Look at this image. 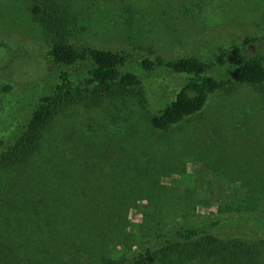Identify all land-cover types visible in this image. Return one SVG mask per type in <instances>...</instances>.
<instances>
[{"label":"rangeland","instance_id":"rangeland-1","mask_svg":"<svg viewBox=\"0 0 264 264\" xmlns=\"http://www.w3.org/2000/svg\"><path fill=\"white\" fill-rule=\"evenodd\" d=\"M37 2L59 17L75 47L124 50L135 61L157 55L164 59L193 55L209 60L221 48L241 49L244 37L253 36L252 53L264 57V0ZM31 3L0 0V42L11 48L13 58L8 66L0 65V83L21 82L23 90L47 78L50 46L41 21L30 13ZM158 73L146 77L139 95L92 93V86L83 78H72L73 84L81 82L78 86L89 90L82 93L93 102L89 106L63 105L43 130L34 158L0 177V244L9 229L5 216L14 222L13 229L20 231L4 239L22 243L34 238L42 222L37 207L13 205L7 209L1 198L5 194L16 196L18 204L28 198L39 200L52 193L54 180L62 191L94 190L90 209L116 219V227L94 245L97 261L105 252L112 257L132 253L153 231H164L181 220L241 215L264 208L261 92L250 84L233 83L209 94L197 113L159 131L151 126L149 116L164 101L173 99L190 76ZM0 113L2 118L7 114L21 119L19 110H7L1 95ZM20 122L16 124L20 126ZM21 132L19 127L13 140ZM67 171L72 176L66 177ZM104 184L114 185L116 191L112 195L103 192L99 185ZM222 233L240 235L233 228ZM260 248L264 258V244ZM31 251L18 255V260ZM11 254L17 255L15 251ZM69 254L64 252L63 258L69 259ZM73 254L83 263L89 260L82 246Z\"/></svg>","mask_w":264,"mask_h":264},{"label":"trees","instance_id":"trees-1","mask_svg":"<svg viewBox=\"0 0 264 264\" xmlns=\"http://www.w3.org/2000/svg\"><path fill=\"white\" fill-rule=\"evenodd\" d=\"M30 13L41 21L46 38L50 40L46 54L47 78H42L29 90H23L21 82L0 83L1 100L7 110L12 107L21 114L19 120L7 114L2 118L0 113V125L4 127L0 128V177L7 170L34 158L41 145L43 130L63 105H91L93 100L83 95V91L93 90L92 93L104 92L113 96L139 95L146 77L151 74H188L190 78L178 89L175 97L164 101L149 116L151 126L159 131H166L197 113L209 94L224 90L233 83L250 84L264 96V57L252 53L256 43L253 36L244 37L241 49L221 48L209 60H200L193 55L175 59L157 55L153 59L142 57L135 61L124 50L90 45L75 47L68 41L69 31L63 28L59 17L37 0H32ZM10 50L0 42V65L8 66L13 60ZM75 76L80 77L79 80L83 78L92 88H81L78 86L81 82L73 84ZM17 121H21L20 126ZM18 126L22 132L13 140ZM65 174L66 177L72 176L70 171ZM53 183L56 186L52 193L39 200L28 198L18 204L20 200L16 196L5 194L1 198L7 209L13 205L37 207L36 213L42 216V222L37 225L34 238L22 243L4 239L20 231L14 230V222L5 216L9 229L4 238L1 236L0 264H264L260 253V244H264V208L241 215L226 213L217 218L196 216L181 220L164 231H153L151 237L132 253L122 252L112 257L105 252L106 255L97 261L93 257L94 245L103 242L102 236L116 227V219L90 209L89 201L94 190L62 191L61 184L57 189V180ZM99 189L111 195L113 190L116 191L114 185L107 184L99 185ZM230 228L240 235L224 236L222 231ZM81 246L89 257L84 263L73 254ZM26 250L32 251L25 254L22 261L18 260V255L21 257ZM12 251L17 255H12ZM64 252L70 253L69 259L63 258Z\"/></svg>","mask_w":264,"mask_h":264}]
</instances>
